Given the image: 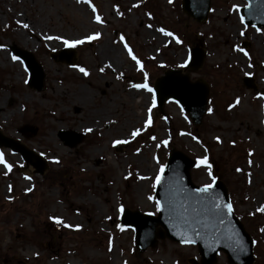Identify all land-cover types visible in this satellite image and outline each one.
I'll return each instance as SVG.
<instances>
[{"label":"rangeland","instance_id":"rangeland-1","mask_svg":"<svg viewBox=\"0 0 264 264\" xmlns=\"http://www.w3.org/2000/svg\"><path fill=\"white\" fill-rule=\"evenodd\" d=\"M245 3L212 0L208 18L197 22L182 11L181 0H0V130L47 163L39 174L20 153L0 147V264L200 261L196 245L167 237L139 252L133 229L119 225L120 208L157 215L155 178L173 148L198 161L207 157L210 168H192L194 183L226 184L236 214L250 225L253 264H264V212L257 211L264 207V29L241 23ZM96 33L98 38L74 47V65L53 57L66 47L64 40ZM197 44L207 51L204 64L186 70L189 48ZM14 46L42 64V91L27 84L24 63L12 59ZM171 68L209 84L200 125L175 101L159 107L154 91L132 87L153 90ZM247 75L256 91L243 84ZM61 130L81 137L67 145ZM215 264H230L224 251Z\"/></svg>","mask_w":264,"mask_h":264},{"label":"water","instance_id":"water-1","mask_svg":"<svg viewBox=\"0 0 264 264\" xmlns=\"http://www.w3.org/2000/svg\"><path fill=\"white\" fill-rule=\"evenodd\" d=\"M245 1L246 5L240 8V16L243 17L244 23L264 28V0ZM211 5L212 0H182V10L198 22L208 18ZM13 53L24 62L28 70V85L42 91L45 83L42 64L33 53L20 47L14 46ZM206 53V49L200 44L191 46L186 69L199 70L204 64ZM53 57L59 62L74 65L77 60L76 49L65 47L54 53ZM251 79L249 76L244 78L248 87L253 86ZM154 94L159 107L167 100H174L188 113L195 125H200L207 111L210 86L204 79L190 80L182 68H171L155 81ZM21 129L28 135L29 126ZM59 135L71 146L81 137L72 130H61ZM0 147L20 153L26 164L35 168V172L45 173L47 163L40 155L20 140L4 135L1 130ZM196 164V159L173 148L161 174V182L155 189L156 199L160 201L163 210L157 215H150L140 210L124 208L121 212L120 226L131 227L134 230V241L139 252L157 245L158 240L162 238L167 237L183 243L182 238L191 237L194 242L190 244L198 246L201 256L200 261L190 258L191 264H215L220 251L226 253L230 264H253L254 240L234 213L233 207L231 213L223 209L218 216L205 210L216 203L231 204L228 188L222 180H215L211 192L202 194L203 202L186 199V194L203 187L196 185L192 180L191 170ZM158 225L160 228H157Z\"/></svg>","mask_w":264,"mask_h":264},{"label":"snow or ice","instance_id":"snow-or-ice-1","mask_svg":"<svg viewBox=\"0 0 264 264\" xmlns=\"http://www.w3.org/2000/svg\"><path fill=\"white\" fill-rule=\"evenodd\" d=\"M78 2H85V3H87L88 0H78ZM169 2H171V0H169ZM92 10H93V12H95V8H93ZM95 19H96L97 22H100V19L101 18L99 16H96ZM240 20H241V23L243 24V17H241ZM22 26L24 28H28L29 27L27 24H23ZM159 31L163 32L164 35H166V36H172L173 35L171 32H165L164 29H159ZM257 31H259V29H257ZM98 36H99V33H96L95 35L86 36L84 39H78V40H74V41L64 40L63 41V44H64V46H66L68 48H74L77 45L84 43L85 41H92V40L98 38ZM173 38L176 39L175 37H173ZM47 39H54V37H47ZM120 39L123 40L124 38L121 36ZM176 43L179 44V43H181V41L179 39H176ZM124 47L127 48L128 47L127 44H125ZM237 50L238 51H243V49H237ZM128 53L131 56V58L139 65L140 64V61L134 55H132L131 49L128 50ZM245 55H247V53H245ZM12 59L13 60H16L18 58L14 56V57H12ZM142 70L143 69H141V71ZM79 71L81 73H83L85 76L88 75V72L83 67H80L79 68ZM101 71H103V69H101ZM145 76H146V74H145ZM132 87L133 88H136V89H142V88L143 89H146L149 93H151L153 91L150 87H148L147 84H133ZM238 102L239 101L237 100V103ZM154 104H155V100H153V106H154ZM149 111H151V109H149ZM208 111L211 112L212 109L209 108ZM148 123H150V121H148ZM85 131H91V129H86ZM138 134H139L138 131H133L131 133L132 136H136ZM126 142L127 141L117 140L114 143L120 144V143H126ZM163 143L164 144H167V141H163ZM0 163H4L3 154H0ZM197 165L198 166L204 165L207 168H210L211 167V165L208 164L207 157H204L203 159L199 160L197 162ZM4 166L6 168H9V169L11 167L10 165H7V164H5ZM237 171H239V169H237ZM162 172H163V167L160 168V173H162ZM209 175H211V173H209ZM160 182H161V175L160 174H157L156 175V178H155V184H159ZM155 184L153 185V187H155ZM212 187H213L212 184H205L203 187L198 188V189H195L192 193L186 194V199H188V200L196 199V200H199V201L203 202L204 197H203L202 194L210 193ZM208 199L210 200L211 197L209 196ZM148 200L152 201L153 200V197L152 196H149L148 197ZM155 207H156V211L157 212H160V211L163 210V208L161 206V203L158 200L155 201ZM223 209H226L227 212H229V213L232 212V206H231V204H224V205H222V204L216 203V204L212 205L211 207H206L205 208V210L207 212H210V213H212L214 215H217V216L221 214V212H222ZM123 210H124L123 208H120L118 211H123ZM257 211H264V207H261V208L257 209ZM149 214L151 215V213H149ZM56 222L57 223H60L59 220H57ZM186 223H187V221H186ZM189 226H191V225H189ZM65 227H68V225H65ZM196 235H199V233H196ZM182 242L183 243L190 244V243H193L194 241L191 239V237H188L186 239H183L182 238Z\"/></svg>","mask_w":264,"mask_h":264},{"label":"flooded vegetation","instance_id":"flooded-vegetation-1","mask_svg":"<svg viewBox=\"0 0 264 264\" xmlns=\"http://www.w3.org/2000/svg\"><path fill=\"white\" fill-rule=\"evenodd\" d=\"M251 27V26H250ZM245 44V45H244ZM243 46H246V45H250V44H248V43H243L242 44ZM246 49V48H245ZM251 77H252V79H251V83H252V87L253 88H250V87H248L247 86V84L245 83V81H244V78H243V84L245 85V87H247V88H250V89H253V90H257L258 89V87H257V85H256V83H255V81H254V77L251 75ZM263 93H264V88H263V91H262ZM262 212H264V211H262ZM239 217H240V215H239ZM241 220L243 221V223H244V225H245V228L247 229V231H249L248 229H249V226L250 225H247L245 222H244V220H245V216L244 215H242L241 217Z\"/></svg>","mask_w":264,"mask_h":264},{"label":"bare ground","instance_id":"bare-ground-1","mask_svg":"<svg viewBox=\"0 0 264 264\" xmlns=\"http://www.w3.org/2000/svg\"><path fill=\"white\" fill-rule=\"evenodd\" d=\"M26 40H27V39H26ZM26 40H25V41H26ZM28 41H29V40H28ZM26 43L28 44L29 42L26 41ZM12 53H13V51H12ZM13 54H14V53H13ZM14 56H15V54H14ZM15 57H16V56H15ZM18 61L21 62L20 60H18ZM19 62H18V63H19ZM20 64H21V63H20ZM20 66H21V65H20ZM21 67H22V66H21ZM84 91H85V90H81L82 93H84Z\"/></svg>","mask_w":264,"mask_h":264}]
</instances>
